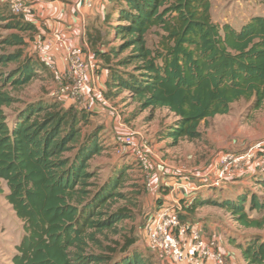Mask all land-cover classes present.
<instances>
[{
	"label": "trees",
	"instance_id": "obj_1",
	"mask_svg": "<svg viewBox=\"0 0 264 264\" xmlns=\"http://www.w3.org/2000/svg\"><path fill=\"white\" fill-rule=\"evenodd\" d=\"M210 9L209 0H116L104 22L119 44L98 49L97 41L88 40L98 66L107 71L104 96L127 92L139 110L173 114L174 123L158 133L171 147L181 139L201 138L202 122L227 115L240 100L253 101L254 111L264 106V17H252L236 29L213 23ZM20 16L0 8L2 27L12 31L0 36V182L23 229L12 264H108L109 257L90 248L99 244L97 235L115 231L132 217L125 208L111 210L126 197L119 190L131 167L123 165L105 185L92 189L90 161L103 147L96 131L83 133L89 118L83 110L40 100L25 104L8 121L5 108L18 102L10 90L27 86L45 68L26 52V38L36 27ZM152 29L160 32L154 48L146 39ZM246 179L264 185V171ZM201 191L183 207L181 220L208 206L225 210L243 228L264 230V203L253 194L243 189L222 199ZM249 211H257L258 217H250ZM230 238L246 264H264V238ZM132 244L128 241L112 264H157L131 250Z\"/></svg>",
	"mask_w": 264,
	"mask_h": 264
},
{
	"label": "rangeland",
	"instance_id": "obj_2",
	"mask_svg": "<svg viewBox=\"0 0 264 264\" xmlns=\"http://www.w3.org/2000/svg\"><path fill=\"white\" fill-rule=\"evenodd\" d=\"M211 9L210 16L213 23L222 26L229 24L238 29L252 17H264V4L256 0H209ZM0 8L7 9L11 14L7 2L0 3ZM31 11L23 14V20L30 22ZM29 19V20H27ZM38 27L31 38H26V52L44 64V69L38 70V77L27 86L10 90L17 103L5 108L8 121L11 123L16 113L27 103L48 100L58 103L61 109L73 108L83 110L89 114L88 121L82 124L84 134L96 131L99 142L103 147L100 155L90 161V171L95 173L93 190L105 185L123 165H129L127 182L119 191L126 195L125 199L118 200L111 210L125 208L132 213V217L121 221L116 225L115 231H105L97 235L99 244L93 246L92 252L103 254L110 258L108 264L122 257L121 250L128 241H133L131 250L143 256V259L157 264L162 263L163 258L152 251L147 241L146 228L152 215L164 205H167L165 195H169L166 186L171 178L196 180L201 176L204 169L225 151H240L253 142L264 139V106L259 110H253V101L240 100L231 106L227 115L215 116L199 126L201 138L193 141L181 139L176 146L171 147L170 140H160L158 133L166 126L174 123L176 118L166 109L139 110L137 101L129 97L127 92H122L116 97L105 96L106 103L98 101H82L78 96L70 93V81L67 76L68 66L65 54L55 51L57 43L55 39L46 35L45 21L34 17ZM0 22V36H6L12 31L2 27ZM85 35L86 50L94 53L90 41H97L96 48L108 49L119 44L111 33V27L96 16H92L82 28ZM44 31L43 34H39ZM159 30L152 29L146 36L147 46L154 48L159 43ZM89 40V42H88ZM46 49V54L41 55L37 47ZM97 50V49H96ZM129 53L125 51L119 58L113 59L108 67L116 68V62ZM100 69H104L102 66ZM128 69H131L129 67ZM94 86L98 88L97 77ZM64 89V91L62 90ZM105 89V88H104ZM125 126L136 131L140 138L149 145L150 153L146 162L148 170L140 168L134 157L127 153H119L115 143V132L119 126ZM0 264H12V258L16 254V246L23 235L22 224L16 217L11 206L5 199L8 190L4 182H0ZM229 190L210 192L209 195L222 199L235 197L236 192L253 194L259 203H264V185L254 182L243 183ZM246 190V191H245ZM242 193V192H241ZM249 194V195H250ZM192 196L190 195V198ZM249 198V197H248ZM180 203V202H179ZM170 205V204H169ZM248 209V208H247ZM248 211V210H247ZM187 214V212H186ZM250 217H258L257 211H249ZM187 220L204 222L212 219L220 230L228 233L226 239L231 236L232 240L243 241V238L258 235L264 238V230L241 227L225 210L215 207L199 208L195 215L185 216ZM203 225H205L203 223Z\"/></svg>",
	"mask_w": 264,
	"mask_h": 264
},
{
	"label": "built area",
	"instance_id": "obj_3",
	"mask_svg": "<svg viewBox=\"0 0 264 264\" xmlns=\"http://www.w3.org/2000/svg\"><path fill=\"white\" fill-rule=\"evenodd\" d=\"M38 0H7L13 15L28 14L30 5ZM90 11L95 8V0H78ZM84 28V21H81ZM56 50L66 56L68 66L67 76L70 81V93L82 101H98L105 104L103 88H96L97 71L100 69L93 53L79 46L67 43L57 36ZM43 56L46 49L37 47ZM64 91V89H62ZM115 143L119 153H127L134 157L135 162L145 172L149 169L146 162L150 147L140 135L125 126L116 130ZM264 171V139L251 143L240 151H225L208 165L199 184L188 185L187 191L196 193L200 189L225 190L249 174ZM190 201L176 202L164 205L151 217L146 228L147 241L152 251L163 259L174 264H228L218 250L216 238L204 240L200 231L193 228L186 220H181L183 207Z\"/></svg>",
	"mask_w": 264,
	"mask_h": 264
},
{
	"label": "crops",
	"instance_id": "obj_4",
	"mask_svg": "<svg viewBox=\"0 0 264 264\" xmlns=\"http://www.w3.org/2000/svg\"><path fill=\"white\" fill-rule=\"evenodd\" d=\"M7 0H0V3L6 2ZM116 0H95V8L90 11L82 6L78 2V0H38L32 5L31 8V20L30 22H35L34 17H37L38 20L45 21L44 24L46 26L47 32L40 31L39 34L46 33V35L54 38L55 42L57 36L64 39L67 43L72 44L74 46H79L82 48H86L84 41V31L81 26V21L86 22L93 15L98 17L100 20L104 21L105 16L112 12V8L114 6ZM29 20V19H27ZM33 24V23H32ZM35 25L37 29V25ZM85 50V49H84ZM57 53L60 51L56 50ZM64 54L62 52L59 53ZM98 72V71H97ZM97 77L98 86L104 89V80L107 78V71L104 69H99ZM201 177V176H198ZM201 181L197 178L194 180H186V178H171L168 180L166 186L169 188V195H165L164 199L168 201L167 205L173 204L176 202L191 201L197 193H191L187 191L188 185L199 184ZM250 183L246 177H243L238 182L231 185L229 190L234 188L237 189L236 186L239 184ZM202 190V191H201ZM201 194L206 195L210 194V192L222 191V190H206L200 189ZM237 191V190H236ZM190 195L192 196L190 198ZM211 196V195H210ZM213 198H218L212 195ZM188 223L192 225L193 228H196L200 231V234L204 240H208L211 238H216L218 241V250L223 254L225 261L228 264H246L242 259L241 252L231 244L227 239L228 236L225 230H220L216 226H218L215 221L212 219H207L204 222H195L193 219L186 220ZM203 223L205 225H203ZM239 242V241H236ZM162 263L174 264L163 259Z\"/></svg>",
	"mask_w": 264,
	"mask_h": 264
}]
</instances>
